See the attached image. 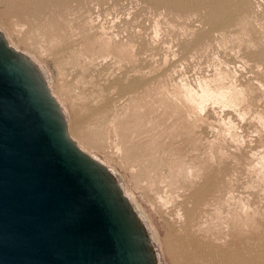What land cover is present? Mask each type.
Instances as JSON below:
<instances>
[{"label": "rangeland", "instance_id": "rangeland-1", "mask_svg": "<svg viewBox=\"0 0 264 264\" xmlns=\"http://www.w3.org/2000/svg\"><path fill=\"white\" fill-rule=\"evenodd\" d=\"M186 2L0 0V34L117 181L151 264L172 263L168 236L199 261L192 220L207 251L252 242L263 264L264 0Z\"/></svg>", "mask_w": 264, "mask_h": 264}, {"label": "water", "instance_id": "water-1", "mask_svg": "<svg viewBox=\"0 0 264 264\" xmlns=\"http://www.w3.org/2000/svg\"><path fill=\"white\" fill-rule=\"evenodd\" d=\"M0 264H151L116 184L1 34Z\"/></svg>", "mask_w": 264, "mask_h": 264}, {"label": "bare ground", "instance_id": "bare-ground-1", "mask_svg": "<svg viewBox=\"0 0 264 264\" xmlns=\"http://www.w3.org/2000/svg\"><path fill=\"white\" fill-rule=\"evenodd\" d=\"M184 1V0H183ZM186 1H188V2H192V3H197V2H200V0H185V2ZM202 1H204V0H202ZM211 1V0H210ZM7 2V1H6ZM20 2H22V1H20ZM25 2H26V0H25ZM206 2V1H205ZM30 3V2H29ZM184 3V2H183ZM187 3V2H186ZM22 4H23V2H22ZM198 4V3H197ZM29 5V4H28ZM185 5H187V4H185ZM14 6V5H13ZM3 11V10H2ZM1 15V14H0ZM1 19V18H0ZM1 20H3V19H1ZM3 22H1V24H2ZM5 23V22H4ZM3 23V24H4ZM3 31V30H2ZM8 36V35H7ZM9 46L10 45H12L10 42H6ZM103 45V44H102ZM14 48H15V50H18V48L17 47H15L14 45H12ZM11 47V46H10ZM105 47V46H104ZM35 55V54H34ZM40 55V54H39ZM32 57V56H31ZM38 59V58H37ZM47 72V71H46ZM51 85V84H50ZM180 90V89H179ZM186 90V89H185ZM150 91V90H149ZM158 91V90H157ZM160 91V90H159ZM181 91H182V89H181ZM53 92V91H52ZM55 92V91H54ZM178 92H180V91H178ZM177 93V92H176ZM181 93V92H180ZM182 93H184L185 95L187 94V91H182ZM55 94H57V93H55ZM54 94V95H55ZM157 94V93H156ZM189 94V93H188ZM204 94H205V92H204ZM207 94V93H206ZM219 94V93H218ZM223 94V93H222ZM179 95V94H178ZM184 95V96H185ZM209 95V94H208ZM220 95V94H219ZM57 96V95H56ZM176 96H177V94H176ZM187 96V95H186ZM222 96V95H221ZM220 96V97H221ZM190 97H192V96H190ZM200 97H202V96H200ZM164 98V97H163ZM203 98V97H202ZM179 99V98H178ZM201 99V98H200ZM199 99V100H200ZM177 100V99H176ZM186 100V99H185ZM184 99H183V101H185ZM194 100V99H193ZM204 100V99H203ZM163 101V100H162ZM178 101V100H177ZM182 101V102H183ZM64 102V101H63ZM165 102V101H164ZM174 102H176V101H174ZM181 102V101H180ZM60 103H62V101L60 102ZM170 103V102H169ZM184 103V102H183ZM186 103V102H185ZM188 103V102H187ZM174 104V103H173ZM189 104V103H188ZM187 104V105H188ZM201 104H202V102H201ZM177 104L175 103V106H176ZM179 105H181V103L179 104ZM183 105V104H182ZM181 105V106H182ZM190 105V104H189ZM192 105V104H191ZM196 105H197V103H196ZM178 106V105H177ZM184 107H185V105L183 106V109H184ZM187 107V106H186ZM190 108H191V106H189ZM193 107V106H192ZM188 109V111H190V110H192V109ZM198 109H199V107H198ZM185 110H187L186 108L184 109V111ZM195 110V109H194ZM192 112V111H191ZM191 112H190V114H191ZM194 112V111H193ZM192 112V113H193ZM196 113V112H195ZM195 115V114H194ZM186 116H187V114H186ZM185 116V117H186ZM197 116V115H196ZM182 119V118H181ZM203 119V118H202ZM191 121V120H190ZM182 123H183V121H182ZM188 123V122H187ZM185 124V123H184ZM194 124V123H193ZM189 125V124H188ZM71 126H72V124H71ZM186 127V126H185ZM193 128V127H192ZM67 133H68V135H69V137L72 139V141L76 144V146L78 147V148H80L84 153H86L88 156H90V157H92V158H94V159H97V160H99V161H101V162H103L102 160H100V159H98V158H96V156H95V154L93 153V149H92V147L91 146H89L87 143H85V141L81 138V136L79 137V136H77L76 135V133H75V131H74V129H73V127L71 128H69V126H67ZM190 135H191V133H190ZM84 138H85V136H84ZM196 139V138H195ZM198 143V142H197ZM94 146V145H93ZM91 147V148H90ZM95 148V147H94ZM97 150V149H96ZM221 152V151H220ZM218 153V152H217ZM104 163V162H103ZM119 163V162H118ZM120 164V163H119ZM119 168H120V166H119ZM123 170H124V168H123ZM134 171V170H133ZM257 172H259V171H257ZM130 175V174H129ZM133 180V179H132ZM113 181H114V183L116 184V186L118 187V183H117V181L115 180V179H113ZM214 185V184H213ZM126 194V193H125ZM130 195V194H129ZM207 195V194H206ZM134 197V196H133ZM201 197V196H200ZM199 201V200H198ZM136 204V203H135ZM197 204V203H196ZM194 206V205H193ZM139 210V209H138ZM194 210V209H193ZM193 210H191V211H193ZM140 211H141V209H140ZM179 211V210H178ZM177 213V212H176ZM175 213V214H176ZM190 213V212H189ZM179 214V213H178ZM181 215V214H180ZM179 215V216H180ZM185 215V214H184ZM190 215V214H189ZM188 215V216H189ZM145 216V215H144ZM175 216H177V215H175ZM182 216V215H181ZM180 216V217H181ZM188 216H186V217H188ZM196 216V215H195ZM178 217V216H177ZM182 217H185V216H182ZM185 217V218H186ZM191 217V216H190ZM176 218V217H175ZM179 218V217H178ZM178 218H176L177 220H178ZM189 218V217H188ZM171 219V218H170ZM192 219H193V217H192ZM173 220H175V219H173ZM180 221L181 220H183L182 218L181 219H179ZM186 220V219H185ZM189 220H190V218H189ZM189 220H186V221H184V223L186 222H189ZM193 221V220H192ZM190 222V223H192L191 225H190V223H189V225L190 226H188V230H190V236L188 235L186 238L189 240V237H190V241H192L193 243H192V245H194V247L195 248H193V246L191 247V248H193V250L195 251V253H199V255H198V258H196V259H198L199 261V263L200 264H237L238 262H241V261H247V263L248 264H250L252 261H251V259L253 260V258H256L255 256H256V254L254 253V254H249V252L247 251L248 249L250 250V248H252L251 246H252V242L250 243V242H247V243H244L243 242V244H241V245H239V246H236V245H234V246H231V247H229L228 246V248H219V249H217V250H214V252L212 251V250H209V251H207L206 249L208 248H206L205 249V246H207V245H210V243H208V242H206L205 240H203L202 238H199L200 236H198L197 235V232H196V225H193V223L194 222ZM183 222V221H182ZM177 223H179V221H177ZM185 223V224H186ZM148 224V223H147ZM181 225V224H180ZM182 225H183V223H182ZM187 225H188V223H187ZM186 225V226H187ZM185 226V225H184ZM178 227V226H177ZM182 227V226H181ZM252 227V226H251ZM179 228V227H178ZM186 228V227H185ZM182 229H184V227H182ZM181 229V230H182ZM178 230V229H177ZM180 230V231H181ZM185 230V229H184ZM184 230H182V231H184ZM187 230V231H188ZM170 231V230H169ZM179 231V230H178ZM178 231H176V232H178ZM174 233V232H173ZM153 234V233H152ZM179 234V233H178ZM177 234V235H178ZM180 234H181V232H180ZM168 235V234H167ZM174 235V234H173ZM176 235V234H175ZM175 235H174V237H175ZM176 235V237L178 238V236ZM239 235V234H238ZM263 235V234H262ZM181 236V235H180ZM180 236H179V238H180ZM258 236H260V235H258ZM257 236V237H258ZM170 238H171V241H172V243L173 244H175V240H176V243H178L177 242V239H173V236H170ZM178 238V239H179ZM240 238V237H239ZM263 238V236L262 237H260V240H258V239H256L257 241H261V243H258V244H260V247L261 248H259V247H257V248H259V250H257V248L255 249L256 251H258V252H260V250L262 249V250H264V240H261ZM252 239V238H251ZM264 239V238H263ZM180 240V242L182 241V238L181 239H179ZM178 240V241H179ZM186 240V239H185ZM165 243H166V250H167V252H168V256H169V258H170V260H171V264H177V261H176V258H175V254H174V252H173V248H172V245H171V242H170V239H169V236L165 239ZM184 241V240H183ZM189 241V242H190ZM254 241V240H253ZM257 241H254V244H253V246H255V244H256V242ZM186 242V241H185ZM188 242V241H187ZM210 242V241H209ZM214 242V241H213ZM228 242V241H227ZM212 243V242H211ZM180 244V243H179ZM188 244V243H187ZM214 244V243H213ZM224 244V243H223ZM180 245H184V243L183 244H180ZM189 245V244H188ZM212 245V244H211ZM176 246H178V245H176ZM185 246V245H184ZM183 246V247H184ZM190 246V245H189ZM188 246V247H189ZM213 246V245H212ZM214 246H217L218 247V245L216 244V245H214ZM259 246V245H258ZM179 247V246H178ZM180 247H182V246H180ZM187 247V248H188ZM226 247V246H225ZM187 248H186V250H187ZM182 248H178V250H181ZM190 249V248H189ZM208 252V253H206L205 252V250ZM214 249H216L215 247H214ZM176 250H177V248H176ZM177 250V251H178ZM191 250V249H190ZM189 250V252H191ZM253 250V249H252ZM255 250L254 251H251V253L252 252H255ZM185 251V250H184ZM212 251V252H211ZM248 252V253H247ZM185 253V252H184ZM183 253V256L185 255ZM188 253V252H187ZM186 253V256H188V254ZM262 253V252H261ZM263 253H264V251H263ZM181 254H182V252H181ZM247 254H249V255H247ZM258 255V254H257ZM259 255H260V253H259ZM264 256V255H263ZM180 257H182V256H180ZM195 257H197V256H195ZM220 257V258H219ZM222 257L224 258V261L223 260H221L222 259ZM252 257V258H251ZM261 257H262V254H261ZM186 257H184V259H185ZM217 258H219L220 260L219 261H217ZM251 258V259H250ZM259 258V257H258ZM183 259V260H184ZM196 259H195V261H196ZM260 259H262V258H260ZM259 259V260H260ZM190 260V259H189ZM185 261V260H184ZM191 261H192V259H191ZM222 261V262H221ZM181 262V261H180ZM183 262V261H182ZM197 262V261H196ZM196 262L195 263H193V264H196ZM197 262V263H198ZM256 262V261H255ZM255 262H253V263H255ZM185 263H186V261H185ZM244 263V262H243ZM258 263V262H257ZM256 263V264H257ZM190 264V263H189ZM239 264V263H238ZM261 264V263H260ZM264 264V263H263Z\"/></svg>", "mask_w": 264, "mask_h": 264}]
</instances>
